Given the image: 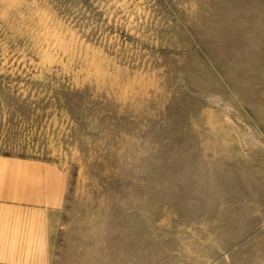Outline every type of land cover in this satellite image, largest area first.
Returning a JSON list of instances; mask_svg holds the SVG:
<instances>
[{"label":"rangeland","instance_id":"1","mask_svg":"<svg viewBox=\"0 0 264 264\" xmlns=\"http://www.w3.org/2000/svg\"><path fill=\"white\" fill-rule=\"evenodd\" d=\"M0 208L45 264H264V0H0Z\"/></svg>","mask_w":264,"mask_h":264},{"label":"crops","instance_id":"2","mask_svg":"<svg viewBox=\"0 0 264 264\" xmlns=\"http://www.w3.org/2000/svg\"><path fill=\"white\" fill-rule=\"evenodd\" d=\"M36 218V210L0 208V264H45L42 251L40 255L37 252L33 258L29 257V253H21L19 250L22 241L26 244L30 241V233H36L38 242L41 234L42 246L36 249L43 250L44 229L35 225Z\"/></svg>","mask_w":264,"mask_h":264}]
</instances>
